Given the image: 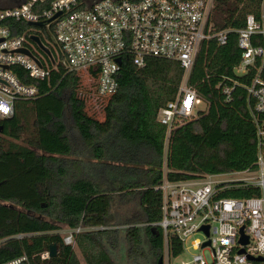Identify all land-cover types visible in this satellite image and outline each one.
Instances as JSON below:
<instances>
[{
	"label": "trees",
	"instance_id": "obj_1",
	"mask_svg": "<svg viewBox=\"0 0 264 264\" xmlns=\"http://www.w3.org/2000/svg\"><path fill=\"white\" fill-rule=\"evenodd\" d=\"M263 14L264 0H216L212 20L217 30L237 31L246 28L248 16L262 21ZM29 29L22 23L16 35ZM253 43L262 46L264 38L255 36ZM241 61L236 32L224 46L217 40L204 44L189 84L207 109L173 131L167 154V127L158 115L177 98L185 74L180 63L150 59L139 69L131 56L125 57L119 90L108 99L102 119L85 113L76 98L77 78L62 64L45 81L13 67L39 94L18 101L14 116L0 122V264L24 254L34 257L33 264H82L57 232L80 225L113 227L118 217L114 208L130 205L136 214L117 220L124 230L78 237L85 264H113L110 248L119 234L125 235L128 257L158 264L165 256V239L162 228L155 226L163 220V195L157 188L165 176L182 181L257 168L255 102L247 88L262 63L238 75ZM224 87H234L230 102ZM27 136V145L20 143ZM259 195L256 188L235 187L222 197ZM170 242L172 257L183 255L178 239ZM53 244L59 246L58 256L42 262L40 256Z\"/></svg>",
	"mask_w": 264,
	"mask_h": 264
},
{
	"label": "built area",
	"instance_id": "obj_2",
	"mask_svg": "<svg viewBox=\"0 0 264 264\" xmlns=\"http://www.w3.org/2000/svg\"><path fill=\"white\" fill-rule=\"evenodd\" d=\"M215 5L216 0H26L0 9V121L14 116L18 101L36 99L39 94L36 86L22 82L13 67L20 66L35 80L45 81L62 64L77 78L76 98L84 103L85 113L101 118L108 99L119 90L125 57L131 56L139 69L150 59L174 61L185 74L177 98L158 115V122L167 127V154L173 131L197 118L199 107L206 104L189 84L204 44L217 40L224 46L236 32L242 50L237 74L246 75L259 60L262 63L247 88L255 102L252 117L257 128V168L182 181L165 176L157 188L163 195V220L155 226L163 230L168 262L172 258L170 240L177 238L183 255L190 257L182 264H264L259 260H264V45L253 43L255 36L264 38V14L262 21L248 16L244 29L220 31L212 20ZM22 23L31 29L16 35ZM32 36L41 39L51 56L31 40ZM23 49L30 55L21 53ZM233 91L234 87L223 88L227 102L232 100ZM235 187L256 188L260 195L222 197ZM205 227H209V236ZM110 229L80 225L57 233L66 246L75 249L81 234ZM242 230L248 244L241 243ZM199 234L203 240L195 239ZM207 242L210 245L203 247ZM49 259V252L40 256L42 262ZM33 260L24 254L4 264H33Z\"/></svg>",
	"mask_w": 264,
	"mask_h": 264
},
{
	"label": "rangeland",
	"instance_id": "obj_3",
	"mask_svg": "<svg viewBox=\"0 0 264 264\" xmlns=\"http://www.w3.org/2000/svg\"><path fill=\"white\" fill-rule=\"evenodd\" d=\"M206 104H203L199 107V110H206ZM101 115H95L94 117H99L100 118ZM103 117H101L100 119H102ZM1 122V121H0ZM29 136V135H28ZM26 137L25 138V141H20V143L22 144H25L27 145V140L30 138V137ZM234 176H228L227 178L230 179V178H233ZM137 212V209L135 208V205H130V206H125V207H122V208H114V214L115 215H118L117 218H115L114 222L113 223V227H110V228H115L116 230H124V227L123 226H120V225H117V220H124V219H127V218H130V217H133L134 214H136ZM118 242L115 243V246H114V249L113 250V254H112V260H113V263L114 264H144L146 262L145 259H139L137 260L136 259V256L134 254H132L133 256L131 257H128V255H126L127 251H128V244L127 242L125 241V235L123 234H119L118 236ZM195 239H198V240H203V236L201 234L199 235H196L195 236ZM148 249V248H147ZM75 251L76 253L78 254L79 256V259L81 260L82 264H85V261L78 249V247L75 248ZM194 253H197L196 251H193ZM164 264H182L183 262H187L190 260V257L188 255H181L177 258H174L172 257L171 258V262H168L167 261V258L166 256H164Z\"/></svg>",
	"mask_w": 264,
	"mask_h": 264
},
{
	"label": "water",
	"instance_id": "obj_4",
	"mask_svg": "<svg viewBox=\"0 0 264 264\" xmlns=\"http://www.w3.org/2000/svg\"><path fill=\"white\" fill-rule=\"evenodd\" d=\"M30 25L35 26V27H42L43 24L42 23H30ZM31 40L33 42H35L43 52H45L47 55L51 56L49 49L44 46V44L42 43L41 39L38 36H32ZM20 52L30 55V52L26 49L20 50ZM121 62L122 61L119 60V63H121ZM3 132H4V126L2 124H0V134H2ZM154 230H156V228H154ZM203 230L206 232V235L209 236V227H205V228H203ZM241 233L243 235L244 230H242ZM241 243L248 244V238L243 235V237L241 239ZM208 245H210V242L205 243L203 247H206ZM49 252H50L51 258L57 257L58 252H59V246L57 244L51 245ZM241 253H244V252L242 251ZM259 260L264 261L262 258H260ZM164 261H165L164 257H161L158 261V264H164Z\"/></svg>",
	"mask_w": 264,
	"mask_h": 264
},
{
	"label": "flooded vegetation",
	"instance_id": "obj_5",
	"mask_svg": "<svg viewBox=\"0 0 264 264\" xmlns=\"http://www.w3.org/2000/svg\"><path fill=\"white\" fill-rule=\"evenodd\" d=\"M25 1L26 0H0V9L8 8V7H14V6H17L19 4H22ZM86 1L90 2V3H95V2H98L100 0H86Z\"/></svg>",
	"mask_w": 264,
	"mask_h": 264
},
{
	"label": "crops",
	"instance_id": "obj_6",
	"mask_svg": "<svg viewBox=\"0 0 264 264\" xmlns=\"http://www.w3.org/2000/svg\"><path fill=\"white\" fill-rule=\"evenodd\" d=\"M207 108V107H206ZM124 228H126V227H124ZM114 230H116L115 228H113ZM111 230V229H110ZM109 249V248H108ZM111 249V251H110V254H111V258H112V254L114 253L113 252V250L112 249H114V247L113 248H110ZM109 249V250H110ZM81 253V252H80ZM82 255V254H81ZM126 255H127V253H126ZM79 257V256H78ZM83 257V256H82ZM83 259H84V257H83ZM85 261V260H84ZM112 263H113V260H112ZM114 264V263H113Z\"/></svg>",
	"mask_w": 264,
	"mask_h": 264
},
{
	"label": "bare ground",
	"instance_id": "obj_7",
	"mask_svg": "<svg viewBox=\"0 0 264 264\" xmlns=\"http://www.w3.org/2000/svg\"><path fill=\"white\" fill-rule=\"evenodd\" d=\"M50 253V252H49Z\"/></svg>",
	"mask_w": 264,
	"mask_h": 264
}]
</instances>
